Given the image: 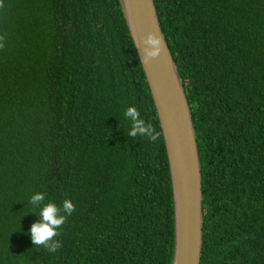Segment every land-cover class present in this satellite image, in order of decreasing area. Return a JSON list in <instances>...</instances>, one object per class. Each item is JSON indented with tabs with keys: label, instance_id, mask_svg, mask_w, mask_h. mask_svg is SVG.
<instances>
[{
	"label": "trees",
	"instance_id": "obj_1",
	"mask_svg": "<svg viewBox=\"0 0 264 264\" xmlns=\"http://www.w3.org/2000/svg\"><path fill=\"white\" fill-rule=\"evenodd\" d=\"M201 175L199 264H264V0H153ZM0 264H171L161 131L118 0H0ZM128 107L160 133L128 137ZM75 211L49 254L32 194Z\"/></svg>",
	"mask_w": 264,
	"mask_h": 264
},
{
	"label": "water",
	"instance_id": "obj_2",
	"mask_svg": "<svg viewBox=\"0 0 264 264\" xmlns=\"http://www.w3.org/2000/svg\"><path fill=\"white\" fill-rule=\"evenodd\" d=\"M158 120L170 177L174 247L171 264H199L201 175L188 103L161 33L153 0H118ZM161 38L157 58L143 63L148 34Z\"/></svg>",
	"mask_w": 264,
	"mask_h": 264
},
{
	"label": "clouds",
	"instance_id": "obj_3",
	"mask_svg": "<svg viewBox=\"0 0 264 264\" xmlns=\"http://www.w3.org/2000/svg\"><path fill=\"white\" fill-rule=\"evenodd\" d=\"M2 39V38H0ZM145 46L143 49V63H148L149 60L155 59L161 52V38L154 34H148L146 38L141 40ZM0 43V48H3ZM126 120L130 121L131 127L128 131V137L136 138L142 136L147 138L151 143H155L160 133L156 131L150 123H146L140 117V112L136 107H128L124 112ZM45 194L37 192L31 195L29 203L39 208V219L34 222L29 229L30 240L35 248H44L49 254L57 252L61 247V242L56 239L60 232L58 231L66 222L67 217L71 216L75 211L74 204L65 199L58 206L54 202L44 203Z\"/></svg>",
	"mask_w": 264,
	"mask_h": 264
}]
</instances>
